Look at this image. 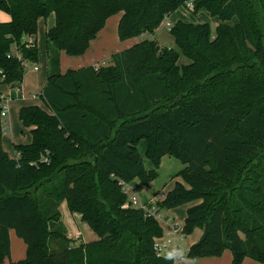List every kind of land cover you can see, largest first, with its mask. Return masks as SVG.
Returning <instances> with one entry per match:
<instances>
[{
	"label": "trees",
	"instance_id": "16d2710c",
	"mask_svg": "<svg viewBox=\"0 0 264 264\" xmlns=\"http://www.w3.org/2000/svg\"><path fill=\"white\" fill-rule=\"evenodd\" d=\"M189 1L219 19L214 36L207 24L177 22L169 30L177 51L144 37L108 66L50 75L39 95L46 109L19 111L31 141L14 145L15 158L0 132V264L10 230L26 246L10 264H172L153 251L159 222L124 207L123 185L150 184L164 156L185 168L157 209L195 203L182 234L202 231L187 259L228 250L231 264H264V0H0L10 17L0 21V87L22 83L25 63L37 62L38 21L50 14L47 41L74 57L115 14L123 41L153 35ZM142 139L150 171L136 149ZM62 202L96 241L71 246Z\"/></svg>",
	"mask_w": 264,
	"mask_h": 264
},
{
	"label": "rangeland",
	"instance_id": "374dc122",
	"mask_svg": "<svg viewBox=\"0 0 264 264\" xmlns=\"http://www.w3.org/2000/svg\"><path fill=\"white\" fill-rule=\"evenodd\" d=\"M5 15L6 14L4 12L0 11V18L5 17ZM54 21H55L54 14H50L46 18L38 21V30L36 33L38 60L36 63L26 62L24 65L23 79H24V83L27 84L26 91L30 92L31 95H36L37 98L34 100L30 99L28 101H24L23 103H19L17 101L12 103L11 105L12 112L10 115L11 130L6 135L4 133L1 135L3 149L10 158L16 157V153L13 150V144L27 145L31 141L30 129L23 127L22 123L19 120V116H18L19 111H20L19 108L21 106L33 104V105L39 106L42 109H46L43 100L39 96L42 91L41 90L42 87H40V84H38L37 76L41 74L42 72H45L47 58H49L50 60V62H48V66H50L51 64L52 65L55 64V62L57 63V67L59 65L58 59H56V57L54 56H50V53H49L50 44L45 37L46 31L48 30V28L52 26V23ZM235 21L236 19L232 18L228 23L233 25L235 24ZM177 22H182V23L191 24V25H196L199 23L207 24L209 26L210 34L212 36L215 35L216 28L219 25V19L217 17L211 16L206 9L201 8L197 10L196 12H194L192 8L181 6L163 20L160 27L154 32L153 35H146V36L144 35L138 38L136 37L134 38H136V40H139V39L141 40L142 38L146 37L150 40L151 39L155 40L160 47L174 49L177 51L174 39L169 34V30H167L166 28V24L173 26ZM130 39H133V38H130ZM130 39H127V40H130ZM119 40H117L118 45L123 46L122 44L124 43L123 41L125 40H123L122 42L121 40L120 41ZM121 50H124V49L121 48L120 51ZM186 63H187L186 58L180 55L177 64L181 66ZM109 64L110 63L108 62L101 66H108ZM35 66L38 68L37 71L31 72V69ZM49 72H54V71H48V74H51ZM45 76H44V79H45ZM0 88H1V91H4L7 87L2 86ZM136 149L142 160L144 169L146 171H150L152 169V163L145 154L146 140L145 139L140 140L139 143L136 145ZM184 168L185 166L176 157L164 156L160 159L159 167L157 169V177L150 184L143 185L141 181L136 178L133 181H131L130 185H125L124 189L128 197L134 193L143 204L149 203L154 198H157L160 200L162 196H164L169 190L172 189L173 184H174V180H173L174 176L178 174L179 172H181ZM194 204L195 203H190V204L176 207L171 210L162 211V214L170 219V221L169 219L167 220V224H170L172 226L176 225L178 226L179 229L182 230L184 219L186 216V211L189 207H191ZM164 222L165 221L163 219L161 221V225L163 226V229L167 227L164 224ZM164 231L166 232V230ZM200 234H201V230L195 229L189 235L184 236L183 242H182L184 251H187L188 248L192 244H195L196 242L199 241ZM163 236L164 235H162V237ZM83 239L85 241L87 240V235L85 232H83ZM186 261H187V258L184 261V264H186Z\"/></svg>",
	"mask_w": 264,
	"mask_h": 264
},
{
	"label": "crops",
	"instance_id": "0c3cea01",
	"mask_svg": "<svg viewBox=\"0 0 264 264\" xmlns=\"http://www.w3.org/2000/svg\"><path fill=\"white\" fill-rule=\"evenodd\" d=\"M121 16L122 13H118L109 17L106 20L104 27L96 34V37L90 42L86 52L81 56H74V57L67 56L63 51H58L57 49L54 48V46L51 43H49L50 56L56 57V59H58L59 65L57 67V63L55 62V64H53L54 66L52 64L48 66V62H50V60L49 58H47L45 72H42L37 76L38 84H40V87H42L41 90H43V88L45 87L49 75L64 74L68 70H78L87 67H99L108 62L111 64V56L123 51V50L120 51L121 48L125 50L137 44L140 41V39L136 40V38L138 37L127 41L126 40L123 41L124 42L122 44L123 46L118 45V41H117L119 40L118 23L121 19ZM9 19L10 17L6 14L5 17L0 18V21L8 22ZM54 23L55 21L52 23V26L50 28L54 26ZM35 67L31 69V72L37 71L34 70ZM48 71H54V72H49L51 74H48ZM26 86L27 84L24 83V79H23L22 83H20L19 85L6 86L7 88L4 91H1L0 88V93L2 95L10 97L9 113L7 118L8 129L4 133L5 135L11 130L10 115L12 112L11 109L12 103L15 101L19 103H23L24 101H28L31 99V94L30 92L26 91ZM28 106H37V105L28 104L26 106H21L19 110L22 107H28ZM14 145L17 144H13V150H14ZM130 184L131 182L127 185ZM164 196H162V198L159 201H161ZM59 211L61 214V222L64 228L66 229L68 237H70L72 240L71 243L72 247H75L80 243L83 244L92 243L98 239L97 235L89 228V226L81 220V216L79 214L71 213L68 210V207L65 202H62L60 204ZM159 224L163 230L164 233L163 235H166L170 230L169 225L164 223L167 227L163 229L161 223ZM164 230H166V232ZM83 232H85L87 235L86 241L83 239ZM9 239H10V257L5 259L2 262V264H10L11 262H17L25 258L26 246L21 239L16 237L15 232L13 230L9 231ZM231 262H232V254L230 253V251L226 250L222 253L220 257H207V258L198 259L196 261L187 259L186 264H231ZM241 264H260V263L250 258H244Z\"/></svg>",
	"mask_w": 264,
	"mask_h": 264
},
{
	"label": "built area",
	"instance_id": "2783aa9c",
	"mask_svg": "<svg viewBox=\"0 0 264 264\" xmlns=\"http://www.w3.org/2000/svg\"><path fill=\"white\" fill-rule=\"evenodd\" d=\"M186 7L193 8V4L191 1L186 3ZM167 30H170L171 26L166 24ZM34 70H37L35 67ZM36 95H31V99H36ZM9 102L10 97L4 96L0 94V132L3 134L8 129L7 118L9 113ZM123 185V192L126 194ZM127 196V194H126ZM157 202L159 199L154 198L149 203L143 204L137 196L133 193L129 197L127 196V201L125 202L124 207H133L137 209H142L147 216L155 218L159 223L164 219V223L167 224V218L162 214V211L157 209ZM170 221V219H169ZM170 227L169 232L163 237L156 239L153 244V251L157 258H166L171 261L172 264H184L186 260V253L184 251L182 242L184 235L182 234V230L178 228L176 225L167 224Z\"/></svg>",
	"mask_w": 264,
	"mask_h": 264
}]
</instances>
